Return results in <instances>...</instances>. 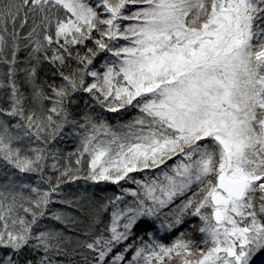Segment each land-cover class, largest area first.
Here are the masks:
<instances>
[{
	"label": "snow or ice",
	"instance_id": "1",
	"mask_svg": "<svg viewBox=\"0 0 264 264\" xmlns=\"http://www.w3.org/2000/svg\"><path fill=\"white\" fill-rule=\"evenodd\" d=\"M0 264H264V0H0Z\"/></svg>",
	"mask_w": 264,
	"mask_h": 264
},
{
	"label": "trees",
	"instance_id": "2",
	"mask_svg": "<svg viewBox=\"0 0 264 264\" xmlns=\"http://www.w3.org/2000/svg\"><path fill=\"white\" fill-rule=\"evenodd\" d=\"M50 74L49 69L47 66L43 69L41 72V79H43L46 75ZM85 99H87V94H85ZM83 109V106H81ZM99 111V110H98ZM113 122H115L117 118V114H108ZM126 119L128 117H125ZM62 149L66 150L67 152L72 151L75 147V143H68L60 146ZM87 188L89 193L95 192L97 198L102 197V196H112L115 193V186L114 185H105L101 184L99 186H89L86 184L83 180L78 181L77 183L73 184L71 188H67L65 190L64 194H70V195H76L77 192L79 191L80 193H83L84 189ZM191 229H189L190 231Z\"/></svg>",
	"mask_w": 264,
	"mask_h": 264
}]
</instances>
